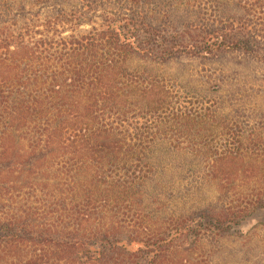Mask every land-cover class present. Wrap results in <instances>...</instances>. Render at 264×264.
<instances>
[{
    "label": "trees",
    "instance_id": "trees-1",
    "mask_svg": "<svg viewBox=\"0 0 264 264\" xmlns=\"http://www.w3.org/2000/svg\"><path fill=\"white\" fill-rule=\"evenodd\" d=\"M262 212L264 0H0V264H264Z\"/></svg>",
    "mask_w": 264,
    "mask_h": 264
},
{
    "label": "rangeland",
    "instance_id": "rangeland-1",
    "mask_svg": "<svg viewBox=\"0 0 264 264\" xmlns=\"http://www.w3.org/2000/svg\"><path fill=\"white\" fill-rule=\"evenodd\" d=\"M183 86H185L186 88H195L197 90H200L202 92H206V88L207 85L210 84L209 82L205 83V82H181ZM260 218H264V212H262L260 214ZM257 219H254L253 221H248L246 223H244V225H242L240 228L241 231L243 232H247L256 222ZM238 228V229H239Z\"/></svg>",
    "mask_w": 264,
    "mask_h": 264
}]
</instances>
